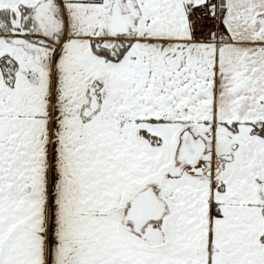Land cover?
Masks as SVG:
<instances>
[{
	"label": "snow or ice",
	"instance_id": "obj_1",
	"mask_svg": "<svg viewBox=\"0 0 264 264\" xmlns=\"http://www.w3.org/2000/svg\"><path fill=\"white\" fill-rule=\"evenodd\" d=\"M0 264H264V0H0Z\"/></svg>",
	"mask_w": 264,
	"mask_h": 264
}]
</instances>
